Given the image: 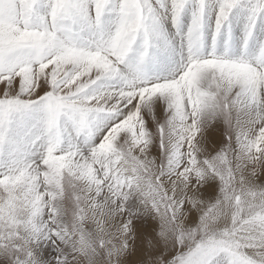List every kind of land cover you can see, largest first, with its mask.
I'll return each mask as SVG.
<instances>
[{"label": "snow or ice", "instance_id": "6c2138e0", "mask_svg": "<svg viewBox=\"0 0 264 264\" xmlns=\"http://www.w3.org/2000/svg\"><path fill=\"white\" fill-rule=\"evenodd\" d=\"M0 264H264V0H0Z\"/></svg>", "mask_w": 264, "mask_h": 264}]
</instances>
